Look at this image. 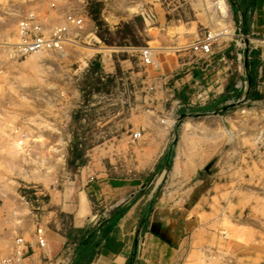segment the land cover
<instances>
[{"label": "rangeland", "instance_id": "rangeland-1", "mask_svg": "<svg viewBox=\"0 0 264 264\" xmlns=\"http://www.w3.org/2000/svg\"><path fill=\"white\" fill-rule=\"evenodd\" d=\"M29 2L0 0V247L16 234L15 225L27 223L41 205V210L54 206L53 191L57 197L72 189L90 157L109 175L157 177L160 169L152 170V164L158 147L151 145L155 135L149 131L173 118L168 165L157 194L184 189L189 195L197 189L203 209L190 214L207 223L200 234L209 235L199 238L206 245L193 249L182 264H264V60L259 59L264 33L255 29L242 39L241 49L252 47L258 54V75L247 81L244 98L204 112L188 104L180 111L178 101L167 99L166 109L177 107L167 115L150 110V101L143 98L146 83L141 79L154 64L144 66L137 52L120 46L149 44L157 65L164 53L198 61L202 57L183 45L206 28L221 33L212 49L230 40L232 31L246 34L235 28L230 0L229 10L217 6V0H83L87 29L78 44L61 52L17 56L9 47L15 40V10ZM157 13L165 19L156 18ZM213 16L217 23L211 22ZM144 26H152V38ZM243 64L238 70L230 64L235 80L248 75ZM183 95L184 102L196 104L191 90ZM136 129L141 135L131 140ZM172 158V172L179 166L178 173L170 172Z\"/></svg>", "mask_w": 264, "mask_h": 264}, {"label": "crops", "instance_id": "crops-1", "mask_svg": "<svg viewBox=\"0 0 264 264\" xmlns=\"http://www.w3.org/2000/svg\"><path fill=\"white\" fill-rule=\"evenodd\" d=\"M230 1L236 29L241 28L245 33L257 32L255 29H258L264 33V0ZM160 16L165 19L164 13L156 14V18ZM143 18L147 20L149 15ZM211 22H218L215 16ZM151 28L143 27L148 38L153 37ZM165 34L166 29L163 42L166 41ZM232 38L230 36L231 41L225 39L215 44L206 64L203 63L205 58L199 57L198 62L179 53L173 58H166L164 53L162 64L152 66L153 72L145 73L141 79L146 83L142 86L146 92L143 98L148 103L150 101V110L171 115L177 107L166 109V100L170 99L178 101V107L182 105L180 111L186 110L184 105L188 104L195 106L196 111L204 112L241 97L245 91L235 85L241 77L237 80L232 77L230 64L236 63L237 70L243 63V66H248L246 79L250 83L258 75V54L254 53L256 49L246 46L245 50L242 49L245 56L237 61ZM260 42L264 43L263 40ZM106 48L103 50L109 49ZM207 66H211V73L204 71ZM102 70L110 72L111 66L102 65ZM149 84H153L154 89H147ZM187 89L191 90V95L195 94L196 104L184 102L183 93ZM174 94L177 97L175 100L171 98ZM172 119L163 120L165 125L162 129L163 123H156L149 131L155 135L151 145L158 147L152 164V170L160 169L157 177L145 172L109 175L94 157H90L79 168L72 189L60 191L57 197L53 191L51 202L54 206L41 210V205L27 223L15 225V235H21L25 241L23 264H182L193 249L204 247L206 244L198 240L209 238V235L200 234L207 223L190 214L191 210L197 212L203 209L197 189L193 187L189 195L184 189L160 191L157 194L159 179L168 165L167 147ZM177 160L178 155L175 164ZM172 163L173 158L170 172L178 173L179 166L172 172ZM175 193L181 196L176 197L173 195ZM36 223H40L44 229L43 246H38L33 240ZM15 235L0 247V255L10 252ZM223 240L228 242L225 238Z\"/></svg>", "mask_w": 264, "mask_h": 264}, {"label": "built area", "instance_id": "built-area-1", "mask_svg": "<svg viewBox=\"0 0 264 264\" xmlns=\"http://www.w3.org/2000/svg\"><path fill=\"white\" fill-rule=\"evenodd\" d=\"M30 1L28 7L15 10V40L9 45L13 54L24 56L34 52H61L67 46L79 43L82 33L87 29L85 23L87 17L82 10L83 0H47L45 4L42 0ZM225 1L227 2V0ZM5 8L9 10L8 7ZM214 33L215 31L212 28H206L202 36L187 42L183 47L194 54H198L199 57L205 58L204 63L206 64L207 57L213 52L212 44L217 43L221 36V33ZM230 35L234 36L232 40L235 46V58L240 61L243 46L241 44L244 43L242 39L244 40V38L250 36L247 33L243 34L241 31L237 33L232 31ZM262 48L259 59L264 60ZM120 49L137 52L141 64L144 66L150 64H154L153 67L157 66L152 56L153 49L149 44L123 45L120 46ZM246 83L247 79L243 74V78L238 79L235 85L245 91ZM153 88V84L147 85V89ZM240 98H244V93L241 94ZM140 135L139 129L132 130L130 139H138ZM33 240L38 246L44 245V229L40 223L34 225ZM25 255V241L21 235H15L10 252L0 255V264H23Z\"/></svg>", "mask_w": 264, "mask_h": 264}, {"label": "bare ground", "instance_id": "bare-ground-1", "mask_svg": "<svg viewBox=\"0 0 264 264\" xmlns=\"http://www.w3.org/2000/svg\"><path fill=\"white\" fill-rule=\"evenodd\" d=\"M217 6H220V7H223V8H228L227 6V2L225 0H217ZM213 31H215L213 29ZM214 34H217V32H215ZM152 47V46H150ZM40 53H43V52H34V53H30L31 54H40Z\"/></svg>", "mask_w": 264, "mask_h": 264}, {"label": "trees", "instance_id": "trees-1", "mask_svg": "<svg viewBox=\"0 0 264 264\" xmlns=\"http://www.w3.org/2000/svg\"><path fill=\"white\" fill-rule=\"evenodd\" d=\"M128 24H129V23H124V26H129Z\"/></svg>", "mask_w": 264, "mask_h": 264}]
</instances>
